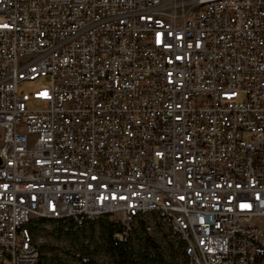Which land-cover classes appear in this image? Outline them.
I'll list each match as a JSON object with an SVG mask.
<instances>
[{
    "label": "built area",
    "instance_id": "2783aa9c",
    "mask_svg": "<svg viewBox=\"0 0 264 264\" xmlns=\"http://www.w3.org/2000/svg\"><path fill=\"white\" fill-rule=\"evenodd\" d=\"M109 214L264 264V0H0V264Z\"/></svg>",
    "mask_w": 264,
    "mask_h": 264
},
{
    "label": "rangeland",
    "instance_id": "374dc122",
    "mask_svg": "<svg viewBox=\"0 0 264 264\" xmlns=\"http://www.w3.org/2000/svg\"><path fill=\"white\" fill-rule=\"evenodd\" d=\"M42 80L24 81L21 88L26 92L43 85ZM29 108H39L40 104L28 102ZM115 214L103 215L83 225L80 232L73 237H56L58 231L54 230L55 222L51 220H40L33 227V241L40 250V264H111L108 253L103 244V232L100 223H115ZM148 236L158 249L159 256L150 248H145L144 237ZM132 248L140 257L136 258L139 264H160L157 257L162 258L166 264H184L180 248H177V238L169 233L167 228L161 224H155L150 231L133 227L129 236ZM170 247L173 255H170ZM141 256L156 258L153 261H145Z\"/></svg>",
    "mask_w": 264,
    "mask_h": 264
},
{
    "label": "trees",
    "instance_id": "16d2710c",
    "mask_svg": "<svg viewBox=\"0 0 264 264\" xmlns=\"http://www.w3.org/2000/svg\"><path fill=\"white\" fill-rule=\"evenodd\" d=\"M41 219L33 220V225L30 226V231L32 233L33 227H35L36 222L40 221ZM55 222L54 230L58 231L56 233V237L64 236V237H73V235H76V233L80 232L83 225L87 222L86 221L80 225H75L70 220H51ZM101 231L103 232V244L105 247V251L108 253L111 264H139L136 260V258L140 257L135 253V251L132 248L131 242L129 241V236L131 234V231L128 236L122 237L119 235L120 232V226L117 223H111V224H102L100 223ZM136 227L144 231L143 224L138 221L136 224ZM145 242V248H150L151 251H153L155 254L159 256V252L157 249V246L151 242V239L148 236L144 237ZM180 248L181 251V244L177 241V248ZM170 255H173V248L170 247ZM182 255V252H181ZM145 259V261H153L156 258H151L150 256H141ZM157 260L160 264H166L162 258L157 257ZM88 264L91 263L90 260L87 261ZM40 264V261L39 263Z\"/></svg>",
    "mask_w": 264,
    "mask_h": 264
}]
</instances>
